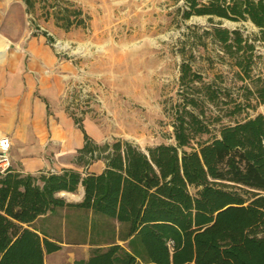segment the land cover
<instances>
[{"label": "trees", "instance_id": "16d2710c", "mask_svg": "<svg viewBox=\"0 0 264 264\" xmlns=\"http://www.w3.org/2000/svg\"><path fill=\"white\" fill-rule=\"evenodd\" d=\"M187 2L185 19L199 15L210 22L217 17V24L249 21L258 29L255 39L264 42V0ZM65 19L67 27L72 24ZM205 34L232 58L238 69L235 76L254 85L243 86L246 103L227 101L235 102L228 115L264 104V77H252L256 46L250 37L240 28L221 26ZM189 76L192 82L202 80L183 63L181 82ZM203 93L186 97L176 112L175 144L143 151L121 139L99 145L85 134L80 160L89 165L104 159L101 174L0 172V264H45V255L61 246L45 233L42 237L35 222L63 207L91 210L122 227L118 239L126 248L116 244L115 236L101 239L113 245L96 249L83 264H264V115L222 125L218 135L202 140L212 129L205 111L196 110L200 104H217L219 96L210 85ZM80 185L85 190L81 203H67L58 196L74 193ZM106 226L94 221L92 232L105 231Z\"/></svg>", "mask_w": 264, "mask_h": 264}, {"label": "rangeland", "instance_id": "374dc122", "mask_svg": "<svg viewBox=\"0 0 264 264\" xmlns=\"http://www.w3.org/2000/svg\"><path fill=\"white\" fill-rule=\"evenodd\" d=\"M30 1L31 7L25 0H0V28L12 38L46 33L57 54L76 73L66 101L73 109L90 111L102 119L111 144L116 139L128 140L143 151L161 143L175 144L176 112L186 97L203 95L207 85L219 96L217 104H200L196 110L205 111L212 129L202 140L218 135L222 125L264 115V104L228 115L235 102L227 101L246 103L243 86L254 89V85L235 76L238 69L232 58L205 34L212 26L240 28L256 46L252 77H264V42L255 39L258 29L249 21L217 24V17L210 22L199 15L185 19L187 0ZM66 16L72 21L68 27ZM183 63L191 65L192 73L200 74L202 80L192 82L189 76L182 83ZM106 225L107 231L114 227L113 223ZM96 239L87 234L84 239L67 235L61 240H83L89 245ZM102 239L111 236L108 233ZM72 248L74 254L54 253L47 257V264H83L86 254L76 245Z\"/></svg>", "mask_w": 264, "mask_h": 264}, {"label": "crops", "instance_id": "0c3cea01", "mask_svg": "<svg viewBox=\"0 0 264 264\" xmlns=\"http://www.w3.org/2000/svg\"><path fill=\"white\" fill-rule=\"evenodd\" d=\"M0 28V138L10 140L12 172L38 176L61 174L65 170H76L87 174H101L104 159L87 165L80 160L84 148L85 134L95 143H110L108 130L92 112L73 109L66 101L71 91L70 82L76 73L72 65L63 60L53 47L46 33L12 38ZM117 140V139H116ZM59 197L67 203H81L85 197L82 185L74 193L60 192ZM113 223L114 228H101L92 232V223ZM42 237L57 242L59 254H74L76 245L88 261L96 249L105 250L113 244L102 246L101 239L109 233L116 237V244L126 248V242L118 239L120 224L95 214L91 210L73 207L56 208L35 222ZM63 232V233H62ZM68 233V234H67ZM93 233V235H92ZM96 238L91 244L82 241L62 242V238ZM45 255L47 257L54 254ZM75 258H73V261ZM79 264V263H78Z\"/></svg>", "mask_w": 264, "mask_h": 264}, {"label": "built area", "instance_id": "2783aa9c", "mask_svg": "<svg viewBox=\"0 0 264 264\" xmlns=\"http://www.w3.org/2000/svg\"><path fill=\"white\" fill-rule=\"evenodd\" d=\"M10 140L7 137L0 138V172L5 173L10 171L11 157H10Z\"/></svg>", "mask_w": 264, "mask_h": 264}]
</instances>
